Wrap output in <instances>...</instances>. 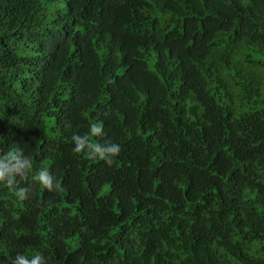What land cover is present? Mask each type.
I'll return each mask as SVG.
<instances>
[{
	"label": "trees",
	"instance_id": "1",
	"mask_svg": "<svg viewBox=\"0 0 264 264\" xmlns=\"http://www.w3.org/2000/svg\"><path fill=\"white\" fill-rule=\"evenodd\" d=\"M22 256L264 264V0H0V264Z\"/></svg>",
	"mask_w": 264,
	"mask_h": 264
},
{
	"label": "clouds",
	"instance_id": "2",
	"mask_svg": "<svg viewBox=\"0 0 264 264\" xmlns=\"http://www.w3.org/2000/svg\"><path fill=\"white\" fill-rule=\"evenodd\" d=\"M90 133L93 136H101L103 135V128L101 125L98 124H91L90 125ZM73 141L75 142V148L74 152L80 153L84 151L85 149L88 150L89 158L96 159L97 157L105 161L106 164L111 166L114 163V157H117L121 152V147L119 144L116 143H105V146H102L99 143H91L88 140L87 136H80V135H73L72 137ZM39 179L41 180V184L44 185L47 188H51V180L47 175H41L39 176ZM60 187L59 184H57L56 190H58ZM21 199H24L21 197ZM24 256H22L23 264H28V261L26 259H23ZM32 264H36V261L33 260Z\"/></svg>",
	"mask_w": 264,
	"mask_h": 264
}]
</instances>
